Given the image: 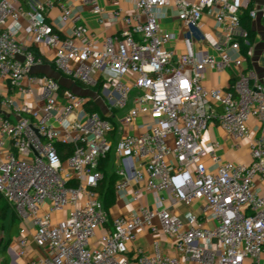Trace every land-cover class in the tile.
<instances>
[{
    "label": "built area",
    "instance_id": "2783aa9c",
    "mask_svg": "<svg viewBox=\"0 0 264 264\" xmlns=\"http://www.w3.org/2000/svg\"><path fill=\"white\" fill-rule=\"evenodd\" d=\"M123 1L132 12L109 13L100 0H0V107L11 111L0 113V196L33 225L20 230L18 256L35 246L26 264H264V84L243 70L241 44L250 46L241 21L249 2ZM82 6L101 25L120 22L118 32H93ZM167 7L188 33L181 52L161 23ZM213 13L224 46L215 44L217 55L197 52L193 37ZM249 17L264 20V6ZM47 64L89 94L34 73ZM231 68L239 72L229 89L204 85L208 72ZM211 126L235 151L250 140L252 163L225 162L219 144L206 146ZM58 145L71 148L67 159ZM108 157L115 201L137 206L128 216L111 218L98 192ZM141 233L154 237L150 251L137 245Z\"/></svg>",
    "mask_w": 264,
    "mask_h": 264
},
{
    "label": "crops",
    "instance_id": "0c3cea01",
    "mask_svg": "<svg viewBox=\"0 0 264 264\" xmlns=\"http://www.w3.org/2000/svg\"><path fill=\"white\" fill-rule=\"evenodd\" d=\"M24 2H46V0H23ZM101 4L105 7V9L111 13L114 9L119 7L126 8L129 12H132V6L123 0H118L117 2H113L110 0H100ZM249 2V6L251 5L252 9L261 8L264 6V0H247ZM78 15L81 16V22L89 27L93 32L98 33L101 36H114L119 28L120 22L115 21L112 17L108 18L104 25H101L93 14H91L87 8L80 7L77 10ZM60 18V10L57 7H54L49 13V19L52 21L58 20ZM252 31L255 34V41L251 45L250 50L245 54L242 49V54L245 58L243 70L244 71H254L258 76L259 80L264 84V20L256 19L252 20ZM163 28L174 33L176 35V39L170 44V48L176 50L177 52H181L183 49V39L188 35L187 32H183L180 29V22L177 18V13L167 7L163 11V19L161 20ZM203 28L202 30H196L193 33V37L195 40V49L197 52H205L210 55H217L218 50L215 44H219V47L224 48L223 42L220 39L219 33L215 29V14H206L203 19ZM43 52L47 55L48 50L43 48ZM238 70L236 68L228 69L225 72H208L204 79V85L208 88L215 89H229L231 84L236 80ZM35 74H47L52 78L60 81L62 84L66 86L68 89H72L76 93L80 95H88L89 91L75 84H70L68 80L63 78L60 74L54 71L51 65L47 64L42 68H36L34 70ZM28 83L25 82L23 87H27ZM3 86H0V88ZM30 102V100H28ZM0 113L4 115H11V111L7 108L0 107ZM250 127L253 131L252 137L259 138L262 136V131L259 129L261 125L257 120H252L250 122ZM204 143L206 146L210 147L212 144H219V149L217 150V155L225 162H231L235 164H244L249 165L252 163L251 157V141L244 140L240 142L241 149L239 151H235L232 148V145L236 143V141L229 136L223 129L218 126H211L209 130L206 132L204 136ZM133 189H140L137 184L133 183ZM258 189L263 194L264 193V184L258 181ZM147 200H151V198L147 197V194L144 193L143 202L145 203ZM137 206L132 204L131 199L125 202H116L113 207L110 209L111 218L128 216L132 212L136 210ZM11 213V212H10ZM7 222L8 227L7 231H0V253L2 255L3 261L9 260V264H26L29 260L35 259L38 257V250L35 246H31L28 250V255L25 258H21L18 256L19 246H18V238L20 235V230L23 226L27 227L30 232L33 231V225L31 222H21L17 217L16 221L13 223L11 219H8ZM160 240L162 241L166 251L168 254H172V251L168 249L170 242L165 236H160ZM154 241V237L150 234L141 233L139 239L137 241V245L145 248L150 251L152 247V243Z\"/></svg>",
    "mask_w": 264,
    "mask_h": 264
},
{
    "label": "trees",
    "instance_id": "16d2710c",
    "mask_svg": "<svg viewBox=\"0 0 264 264\" xmlns=\"http://www.w3.org/2000/svg\"><path fill=\"white\" fill-rule=\"evenodd\" d=\"M252 10L251 5L245 9L242 13L241 21L242 26L244 29L249 31L250 33V46H246L243 41H241L243 52L247 54L250 50L251 45L255 41V34L252 31V21L249 17V12ZM92 111H99L98 107L93 106L91 107ZM59 153L61 154L63 160L67 159L68 155L71 153V148L65 145H58ZM112 165L110 164V157L104 160L100 168L105 174V178L103 182L99 185L98 192L101 196V199L104 203L105 209L109 212L110 209L115 204V183H116V176L111 169ZM11 212V213H10ZM7 216H11L10 219L14 223L17 219L16 214L11 211L9 204L4 200L2 196H0V231L4 226L5 221L7 220ZM3 264H9V260L3 262Z\"/></svg>",
    "mask_w": 264,
    "mask_h": 264
},
{
    "label": "rangeland",
    "instance_id": "374dc122",
    "mask_svg": "<svg viewBox=\"0 0 264 264\" xmlns=\"http://www.w3.org/2000/svg\"><path fill=\"white\" fill-rule=\"evenodd\" d=\"M68 82L71 84L70 81H68ZM74 92H75V91H74ZM75 93H76V92H75ZM120 116H121V115H120ZM111 169H113V168L111 167ZM10 217H11V216H7V220L10 219ZM7 220H6L5 223H4V226H3V228H2V231H7V228H9V227H8V224H9V223L7 222Z\"/></svg>",
    "mask_w": 264,
    "mask_h": 264
}]
</instances>
